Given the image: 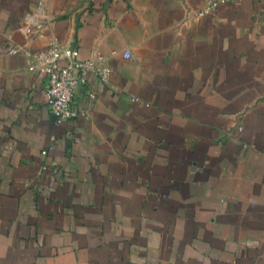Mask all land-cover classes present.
Wrapping results in <instances>:
<instances>
[{"label":"crops","instance_id":"crops-1","mask_svg":"<svg viewBox=\"0 0 264 264\" xmlns=\"http://www.w3.org/2000/svg\"><path fill=\"white\" fill-rule=\"evenodd\" d=\"M209 1L0 0V264H264V0ZM53 40L112 71L62 123Z\"/></svg>","mask_w":264,"mask_h":264},{"label":"built area","instance_id":"built-area-1","mask_svg":"<svg viewBox=\"0 0 264 264\" xmlns=\"http://www.w3.org/2000/svg\"><path fill=\"white\" fill-rule=\"evenodd\" d=\"M231 1L236 0H210L206 7L198 12L196 19L215 10L219 3ZM18 31L28 36L34 34V28L30 26H20ZM28 56L29 68L39 70L46 76L49 108L59 123L86 116L84 111L74 106V97L78 88L87 83L89 74H95L101 82L107 83L112 72L110 67L98 63L103 58L100 52L96 53V58L79 59L76 47L58 40L51 41L45 49L28 52ZM90 96L94 98L95 93L91 92ZM52 148L53 144L44 149L42 154L46 155Z\"/></svg>","mask_w":264,"mask_h":264}]
</instances>
